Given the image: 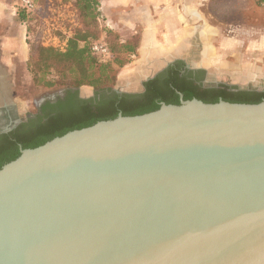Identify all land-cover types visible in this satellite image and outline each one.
Segmentation results:
<instances>
[{
	"label": "water",
	"instance_id": "1",
	"mask_svg": "<svg viewBox=\"0 0 264 264\" xmlns=\"http://www.w3.org/2000/svg\"><path fill=\"white\" fill-rule=\"evenodd\" d=\"M179 97L21 149L0 264H264V101Z\"/></svg>",
	"mask_w": 264,
	"mask_h": 264
},
{
	"label": "rangeland",
	"instance_id": "2",
	"mask_svg": "<svg viewBox=\"0 0 264 264\" xmlns=\"http://www.w3.org/2000/svg\"><path fill=\"white\" fill-rule=\"evenodd\" d=\"M10 1L15 12L14 19L20 28L14 29L13 34L21 37L22 43L28 47L29 53L28 61L18 65L14 82L16 101L14 103H20L19 106H15L19 117L23 118L25 115L34 114L44 101L65 92L67 87L74 82V76L70 70L76 71L82 66L81 53L85 47L86 39L89 42L104 43L107 48L109 43L114 40L116 43L133 41L138 44L136 52L130 57L128 64L121 68H117L113 64V67L117 68V78L112 90H132V88H128L131 81L130 74L133 73L136 63L141 58L139 49L145 30L141 29L143 21L141 18L146 14L142 15L138 10L141 9L139 3L113 12L114 21L117 24L110 25L102 11L100 0L94 8L96 18L94 21L84 18L73 0H35L36 7L31 13H26L18 8L19 0ZM244 6L247 7V4L242 0H221L220 3L214 4V8L212 6L213 12L218 14L217 18H208L212 24L218 25L220 21H228L232 24H243L245 27L261 22L262 29H203V33L206 31L209 37L214 36L213 33L215 34V38L211 40L212 51L209 53V69L221 59L228 60L233 56H240L244 60L243 62H263L264 4L257 5L254 1V11H246L245 17H241L239 9ZM192 30L193 33H190L189 29H160L156 34L158 44L166 48V51L174 52L178 44L185 43L186 52L182 57L188 66L205 67L201 60V50H199V36L194 37L193 34L196 32L195 29ZM90 34L92 38L88 36ZM38 47L53 48L62 54L65 53L66 56L63 61L56 62L57 59L53 58L54 60L50 59L42 66L38 63V57L34 56ZM109 54L110 56L106 60L96 58L101 62L112 61L115 55L110 51ZM44 67L47 69L46 72ZM237 67L238 69L242 68L241 64ZM220 72L218 67L214 68V71L208 74L205 86L223 82L236 84L239 88L251 87L264 90V79L260 76L259 80L250 84L235 80L236 72L234 70L227 73L228 75ZM42 77L47 81H52L54 86L45 87L41 83L37 84L36 79ZM77 91L82 98H89L96 94L94 88L86 86L78 88ZM137 91L138 93L142 91L140 85H138Z\"/></svg>",
	"mask_w": 264,
	"mask_h": 264
},
{
	"label": "trees",
	"instance_id": "3",
	"mask_svg": "<svg viewBox=\"0 0 264 264\" xmlns=\"http://www.w3.org/2000/svg\"><path fill=\"white\" fill-rule=\"evenodd\" d=\"M73 1L84 18L91 21L96 19L94 8L98 0ZM255 2L257 5L264 4V0ZM88 36L91 37V34ZM93 43L95 41L85 40L81 53L83 64L79 70H70L74 82L67 87L62 99L44 102L32 117L17 129L0 134V169L17 159L21 149H35L68 132L88 128L101 121L113 120L119 113L126 117L140 116L157 111L161 104L179 105V94L184 101L197 99L208 104H215L219 100L236 104H258L264 101V93L232 92L223 85L205 86L201 83L202 73L186 71L181 74V63L169 66L163 73L144 83L143 93L117 95L111 92L117 78V68L130 62L138 44L133 41L116 43L114 40L108 46L110 53L115 55L114 59L101 62L91 54ZM36 51L34 56L38 57L39 65L53 58L60 62L66 56L53 48L38 47ZM113 64L117 68H114ZM46 70L44 67L45 72ZM36 83L45 87L54 86L52 81L43 77L36 79ZM84 86L94 88L97 98L79 99L77 89Z\"/></svg>",
	"mask_w": 264,
	"mask_h": 264
},
{
	"label": "crops",
	"instance_id": "4",
	"mask_svg": "<svg viewBox=\"0 0 264 264\" xmlns=\"http://www.w3.org/2000/svg\"><path fill=\"white\" fill-rule=\"evenodd\" d=\"M221 0H100L101 8L110 25L117 24L114 21L113 12L126 6L139 3L138 9L141 14H146L141 19L143 31L141 58L135 65L133 74L139 82L145 81L147 77L156 74L152 67L156 65L158 52L166 48L160 46L156 34L160 29H262V23L249 24L245 26L240 23L232 24L220 21L218 25L212 24L208 18H217L218 14L213 12L212 6ZM247 7L239 9V15L245 17V12L254 11L255 0H242ZM212 5V6H211ZM10 0H0V107L12 104L15 101L14 82L18 72V65L26 63L29 59L28 47L22 43L20 36L13 34L14 29H20L15 17ZM12 11H9L11 10ZM238 11V10H236ZM249 15V14H247ZM253 15V13H252ZM178 19L183 21L181 24ZM187 19V21H186ZM264 29V28H263ZM177 52V50H174ZM167 53V52H166ZM207 55V56H206ZM205 61L209 55L205 51ZM207 58V59H206ZM20 103H14L19 106ZM13 105V104H12Z\"/></svg>",
	"mask_w": 264,
	"mask_h": 264
},
{
	"label": "flooded vegetation",
	"instance_id": "5",
	"mask_svg": "<svg viewBox=\"0 0 264 264\" xmlns=\"http://www.w3.org/2000/svg\"><path fill=\"white\" fill-rule=\"evenodd\" d=\"M179 23L181 24L183 21L179 20ZM187 21V19H186ZM203 29H195V32L193 35L194 37L197 38V35L199 36L200 39V44H199V50L201 53V60L204 63L205 67H190L188 66V64L186 63L185 59L182 57V55L184 54V52H186V44H178L177 45V52H164V50H161L158 52V58L159 59L156 63V65H154L152 67V70H154L157 74V76L161 73H163L169 66L171 65H175L176 63H181L182 64V68H181V74H184L186 71H192L194 73H202V80L201 83L203 85L206 84V80H207V76L208 74L212 71H214V68L217 69V67L219 68V70L221 71L220 73L222 74H226L231 72L232 70H234L236 72V78L235 80L242 82V83H253L255 82L259 76L262 77L264 79V58H263V62H251L249 63L248 61L243 62L244 60L240 57V56H233L232 59H228V60H220L216 65H214V67H208V61H205V51H207V54L209 55L210 51H212V46H211V40L212 38H215V34L213 33L214 36H208L205 31V33H203L202 31ZM192 29H189L190 33L192 32ZM212 35V34H211ZM141 48V45H140ZM141 57V54H140ZM207 59V58H206ZM209 60V57H208ZM242 63H241V62ZM241 64L242 68L237 67V65ZM207 66V67H206ZM259 80V79H258ZM138 80L135 79V76L132 74L131 75V81L130 84L128 86V88H132V90L130 91H121L119 90L120 94H117L115 92V90H112L111 92L117 94V95H125V94H141L144 92V83H146L145 81L143 82H139L138 84ZM138 85H142V91L140 93H138L137 88ZM214 86H220L223 85L225 87H227V89L229 91L232 92H240V91H254L257 93H264V90H257V89H253V88H239L238 85L236 84H231V83H223V82H217L212 84ZM134 88V89H133ZM118 91V90H116ZM110 94V93H109ZM108 93H105V95H109ZM64 96V92L61 93L60 95H56L52 98H49L46 101H52L55 102L58 99H62ZM99 97V96H98ZM78 98L82 99V100H89V99H93V98H97L96 94L92 97L89 98H82L81 96H79L78 94ZM44 101V102H46ZM43 102V103H44ZM42 103V104H43ZM41 104V105H42ZM8 106H2L0 107V134H2V132H4L5 130L9 129L10 131L17 129L22 123H25L28 119H30L32 116L29 115H25V117H19L16 113V107L11 105V104H7ZM40 105V106H41ZM39 106V107H40ZM38 107V108H39Z\"/></svg>",
	"mask_w": 264,
	"mask_h": 264
},
{
	"label": "built area",
	"instance_id": "6",
	"mask_svg": "<svg viewBox=\"0 0 264 264\" xmlns=\"http://www.w3.org/2000/svg\"><path fill=\"white\" fill-rule=\"evenodd\" d=\"M35 2L33 0H19L18 8L26 13H31L35 10ZM91 54L101 60H106L110 54L104 43L95 42L91 45Z\"/></svg>",
	"mask_w": 264,
	"mask_h": 264
}]
</instances>
